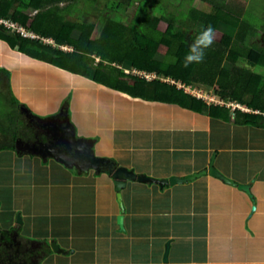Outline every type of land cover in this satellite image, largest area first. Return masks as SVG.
I'll list each match as a JSON object with an SVG mask.
<instances>
[{"label":"crops","instance_id":"1","mask_svg":"<svg viewBox=\"0 0 264 264\" xmlns=\"http://www.w3.org/2000/svg\"><path fill=\"white\" fill-rule=\"evenodd\" d=\"M0 67L11 70V85L32 121L64 118L54 129L70 127L74 143L88 147L82 155L92 151L108 162L79 169L39 149L0 152L5 172L14 163L0 180V226L64 250L44 264H165L168 248V264H264V127L238 124L235 110L222 105L216 114L210 107L199 111L202 99L189 84L169 83L194 100L134 96L30 58L2 39ZM212 162L237 184L209 173L177 184L134 180L121 202L110 172L117 165L164 181Z\"/></svg>","mask_w":264,"mask_h":264},{"label":"trees","instance_id":"2","mask_svg":"<svg viewBox=\"0 0 264 264\" xmlns=\"http://www.w3.org/2000/svg\"><path fill=\"white\" fill-rule=\"evenodd\" d=\"M79 1L0 0V18L6 17L35 35L33 37L32 34H25L18 28L10 30L6 24L0 22V39L30 58L93 77L98 82L127 91L134 96L159 99V94L166 93L170 98L181 94L194 100L188 93L177 90L176 85L159 80L150 82L147 77L125 72L115 66V63H130L136 70L174 77L187 85L194 83L214 87L219 98L230 99L253 111L261 112L236 109L235 121L238 124L264 127V74L252 72L239 64L241 61H250L258 67L264 66V46L257 47L253 42L257 32L256 24L243 18L242 9L232 6L228 1L220 4L218 0H210L215 5L213 12L192 16L189 24L193 28L199 20L205 24L204 29L209 25L215 29L222 21L236 27L237 31L234 36L229 33L222 34L206 51L202 63L185 68L184 56L195 37L186 33L175 34V26L172 25L177 16L171 19L146 12L147 15L139 16L145 24L143 31L131 30L130 33L126 25L112 20L102 31V35L95 37L98 28L96 22H80L76 16H72L74 5ZM63 2L67 3L66 6H61ZM29 10H34L35 13L30 14ZM66 11L71 17L65 14ZM166 21L171 24V29L161 39L155 37L153 33L158 30V25ZM77 30L80 35L74 37L73 33ZM45 38L53 39L57 46L45 42ZM161 45L168 47V55L175 58V61L160 60L156 57ZM67 46L73 50L64 49ZM109 50L121 57L108 59ZM94 56L103 59L101 68L96 72ZM226 63H231V68H227ZM0 78H5L7 89L11 88L10 69L0 67ZM22 105L14 97L9 109L1 112V115L7 117L8 125L0 124V134L9 137V141L0 144V152L17 149L23 154L25 152L18 146V140L27 142L36 137V122L22 110ZM208 107L213 114L224 108L218 105L210 106L199 99V111ZM26 150L32 154L36 152ZM115 167L118 168L117 165ZM53 253L49 241L29 239L21 234L20 228L4 230L0 226V264H44Z\"/></svg>","mask_w":264,"mask_h":264},{"label":"rangeland","instance_id":"3","mask_svg":"<svg viewBox=\"0 0 264 264\" xmlns=\"http://www.w3.org/2000/svg\"><path fill=\"white\" fill-rule=\"evenodd\" d=\"M224 1H228L229 4L232 6L242 9L244 19L249 20L251 23L256 24V34L253 38V42L257 45V47L264 46V0H218L220 4L226 3ZM66 2L61 3V6H66ZM75 10H73L72 16H76L80 22L88 21V22H96L98 24V28L95 33V37H99L102 35V31L105 29L107 24L112 20H117L121 24L126 25L129 28V33L131 30H142L145 24L140 19L141 14H148L154 15V16H166L168 18H174L177 16L178 18L176 21L174 20L172 26L175 29V34L177 33H186L189 36H196L201 32L205 24L201 22L200 20L198 23L194 24V28L192 25L189 24V22L192 21V16H199L202 13H211L215 9L214 2L210 0H80L76 5H74ZM30 14H34V10H29ZM65 14L69 17H71V14L68 13V11L65 12ZM147 15V14H146ZM191 16V18H189ZM189 18V21H188ZM0 22L3 24H6L7 27L10 30H13L14 28L21 29L26 34H33L32 32L28 31L27 29H24L19 24L13 22L12 20L3 17L0 18ZM187 23L189 25H187ZM196 25V26H195ZM171 24H169L168 21L161 22L158 25V30L153 33L155 37H159L160 39L163 37L165 33H167L171 29ZM190 27V28H189ZM143 31V30H142ZM215 31L217 33V38H219L224 33H229L231 35H235L237 28L226 24L222 21L217 24ZM74 37H78L80 35V31H74L73 33ZM45 41V40H44ZM51 41V40H48ZM48 43V42H47ZM67 51H72L73 48L71 47H64ZM109 58L108 59H118L121 57L120 55L113 54L112 51H108ZM95 62V68L94 72H96L98 69L101 68V63L103 59L101 57H96ZM160 60H166L170 61L173 58L168 55V47L166 45H161L159 48V51L156 56ZM106 63H110L105 61ZM241 66H244L245 68L249 69L250 71H257L261 74H264V66H256L254 63L250 61L240 62ZM115 66L118 68L124 70L125 72L131 73V75L139 76V77H149V79H157L160 81H164L165 83H175L176 78L174 77H168L165 75H159L157 78L152 73L149 72H142L136 70L130 63L126 64H120L115 63ZM227 68H231V63H226ZM171 78V79H170ZM179 85L180 82H177ZM177 85V84H176ZM186 89L190 90L194 95L198 96L199 98L202 95L211 94L213 92L214 94L216 92V89L213 87H201L200 85L196 84H189V86H186ZM13 89V86L11 85V88H6V80L5 78H0V124L2 125H8L7 117L5 118V115H1V112L5 109H9V104L12 102V98H16V101H18V95ZM211 104H218L225 106L228 110H234L238 107L237 104H233L232 100L228 99H216L217 102H215L209 95L207 96ZM212 99V100H211ZM19 102V101H18ZM229 107V108H228ZM260 113V112H259ZM9 141V137L0 134V144H3V142ZM20 140H18L19 142ZM20 144L21 141H20ZM24 147V146H23ZM34 147V146H32ZM38 148H36L37 150ZM34 148H31V151H36ZM7 153V152H6ZM2 155L0 153V180H2L4 174L8 172V169L11 166V163L8 161V168L5 172V168L7 166V161L4 163V158H2ZM11 158V157H10ZM8 158V160L10 159ZM16 166V164H15ZM13 169V168H12ZM10 169L9 171H11ZM39 171V170H34ZM39 173V172H36ZM77 175L79 174L78 171H75ZM81 173V172H80ZM96 173V174H95ZM94 177H98L97 172H95ZM37 175V174H36ZM81 175V174H80ZM32 177V175H30ZM2 182V181H1ZM117 199L118 196H117ZM3 209V208H2ZM1 209V210H2ZM4 213H7L5 215H9L11 213V210L5 211ZM18 215L16 217L17 223H19V217Z\"/></svg>","mask_w":264,"mask_h":264},{"label":"water","instance_id":"4","mask_svg":"<svg viewBox=\"0 0 264 264\" xmlns=\"http://www.w3.org/2000/svg\"><path fill=\"white\" fill-rule=\"evenodd\" d=\"M64 130H67L68 134H71V128L70 127H66L64 128ZM70 145L66 148H58L57 150H53L51 155L52 157L56 158L57 160L65 163L68 166H72V167H79L80 169H84V168H89L94 167V168H101L102 167V163L106 165V163H108L105 160H100L97 159L99 161V163L101 164H91V163H87V165H84V163H82L81 159H80V152L76 149L75 147H78L77 144L74 143V141L72 140V137L70 138ZM80 145V144H78ZM88 151V150H87ZM90 153H92V157L94 156V153L92 151H90ZM95 158V156H94ZM112 176L115 180V189L117 191V196L119 198V200L122 202V190L123 188L126 187L127 183L129 181H134V180H138L140 182H151V183H170V184H177V183H183L186 182L188 180H193L197 177H200L204 174L209 173L211 176L217 177L219 179H222L223 181L230 183V184H234L236 185L237 183L228 178L227 176H225L223 173H221L220 170H218L213 162L211 163V165L209 166L208 169H204L200 172H197L193 175H189V176H185V177H177V176H173L171 177L169 180H157L154 179L152 177H148V176H144V175H137L133 170L128 169L127 167H113L111 166V171ZM240 189L246 190L250 193V189H249V185L246 184H239L238 185ZM19 223H21V219H19ZM119 224L121 225V227H123V216L119 217ZM54 249L57 252H63V250L55 243L53 245ZM168 252H169V248L167 249V252L165 254V259H164V263L168 264L169 263V258H168Z\"/></svg>","mask_w":264,"mask_h":264},{"label":"flooded vegetation","instance_id":"5","mask_svg":"<svg viewBox=\"0 0 264 264\" xmlns=\"http://www.w3.org/2000/svg\"><path fill=\"white\" fill-rule=\"evenodd\" d=\"M65 119L64 118H59L56 120H51V121H47L46 123H35L36 127L38 128L37 132H36V138L34 140H29L27 142L21 141L22 144H20V141L18 142V146L22 149H31L34 148L36 150V148H38L40 151L45 152V153H49L51 154L53 150H57L58 148L61 147H68V145L70 144V136H68V131L64 130L63 128L61 129L62 131H58L55 130L54 128L56 126H61L64 122ZM41 135H47L45 137H47V141H43ZM24 146V147H23ZM34 146V147H32ZM78 147H75L74 150H78L80 153V159L82 161V163H84V165H87V163H91V164H101L99 163L98 160H96V158H94V156L92 157V154L89 152H87L86 155H82L83 151L88 147H85V149L83 148V146L77 145Z\"/></svg>","mask_w":264,"mask_h":264},{"label":"clouds","instance_id":"6","mask_svg":"<svg viewBox=\"0 0 264 264\" xmlns=\"http://www.w3.org/2000/svg\"><path fill=\"white\" fill-rule=\"evenodd\" d=\"M25 33V32H24ZM26 34V33H25ZM217 39V33L215 31V29L209 25L207 26L205 29H203L201 32H199V34H197L194 38V40L192 41V43L189 46L188 52L185 54L184 56V60H183V66L185 68L190 67L192 65L195 64H200L204 61L205 59V55H206V51L213 45V43L215 42V40ZM173 61H175V58H173ZM140 71V70H138ZM143 72V71H142ZM129 73V72H128ZM214 88V87H213ZM214 92V91H213ZM212 92V93H213ZM210 96V95H209ZM215 102H217L216 99H220L217 94L215 93L213 96H210ZM200 98L205 101L208 105H213L211 104L207 97V95H202L200 96ZM211 99V100H212ZM230 100V99H228ZM233 104H237L238 107L236 109H240L242 111H244L245 108H248L247 106H244L240 103H237L236 101H233ZM214 105H218L217 103ZM229 108V107H228ZM234 109V110H236ZM77 167V166H76ZM79 168V167H78ZM80 169V168H79ZM22 222V221H21ZM21 224V223H19ZM55 244V243H54ZM52 244V247L53 245ZM58 245V244H57ZM59 246V245H58ZM60 247V246H59ZM61 248V247H60ZM62 249V248H61ZM53 250L55 252H57L54 247ZM63 250V249H62ZM64 251V250H63ZM191 264H196L195 260H193L191 262Z\"/></svg>","mask_w":264,"mask_h":264}]
</instances>
